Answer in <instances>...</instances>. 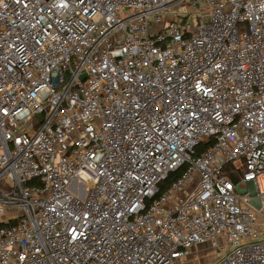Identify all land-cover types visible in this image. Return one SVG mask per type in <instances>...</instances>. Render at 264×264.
I'll list each match as a JSON object with an SVG mask.
<instances>
[{
  "label": "built area",
  "instance_id": "built-area-1",
  "mask_svg": "<svg viewBox=\"0 0 264 264\" xmlns=\"http://www.w3.org/2000/svg\"><path fill=\"white\" fill-rule=\"evenodd\" d=\"M263 176L264 0H0V264H264Z\"/></svg>",
  "mask_w": 264,
  "mask_h": 264
},
{
  "label": "rangeland",
  "instance_id": "rangeland-1",
  "mask_svg": "<svg viewBox=\"0 0 264 264\" xmlns=\"http://www.w3.org/2000/svg\"><path fill=\"white\" fill-rule=\"evenodd\" d=\"M124 12L122 13V16ZM262 190H264V176L259 180ZM215 252L208 244L195 248L188 257L180 264H215Z\"/></svg>",
  "mask_w": 264,
  "mask_h": 264
},
{
  "label": "trees",
  "instance_id": "trees-1",
  "mask_svg": "<svg viewBox=\"0 0 264 264\" xmlns=\"http://www.w3.org/2000/svg\"><path fill=\"white\" fill-rule=\"evenodd\" d=\"M209 143H204V145H202L199 149L197 154H202L204 151V148H206L208 146ZM185 167L176 170L174 172H172L171 174H169V176L167 177L166 180L163 181V183L161 184V189H160V194L165 191L178 177L181 176V174L183 173ZM226 171L228 173H230V175H232L233 178L238 179L239 176L245 171V167L244 166H239V168H236V165H234L233 163H230L227 168Z\"/></svg>",
  "mask_w": 264,
  "mask_h": 264
}]
</instances>
